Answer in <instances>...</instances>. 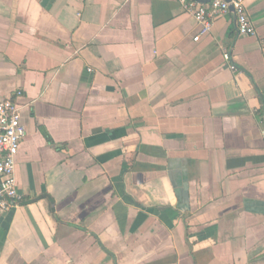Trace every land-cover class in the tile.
I'll return each mask as SVG.
<instances>
[{"label": "crops", "instance_id": "0c3cea01", "mask_svg": "<svg viewBox=\"0 0 264 264\" xmlns=\"http://www.w3.org/2000/svg\"><path fill=\"white\" fill-rule=\"evenodd\" d=\"M242 4L255 36L230 11L194 41L171 0H0L26 132L0 264H264V0Z\"/></svg>", "mask_w": 264, "mask_h": 264}, {"label": "built area", "instance_id": "2783aa9c", "mask_svg": "<svg viewBox=\"0 0 264 264\" xmlns=\"http://www.w3.org/2000/svg\"><path fill=\"white\" fill-rule=\"evenodd\" d=\"M171 1L178 3L192 17L198 28L194 41L210 33L213 19L226 15L231 10L235 16L237 34L250 37L256 35L254 26L246 15L242 0H211L207 4L196 0ZM223 57L229 62L226 53ZM229 68L236 71L233 65L229 64ZM19 96L20 93H17L16 97ZM25 135V128L20 118V107L10 97H0V213L7 212L20 199L14 172L19 147ZM261 136L264 139V129Z\"/></svg>", "mask_w": 264, "mask_h": 264}, {"label": "water", "instance_id": "95a60500", "mask_svg": "<svg viewBox=\"0 0 264 264\" xmlns=\"http://www.w3.org/2000/svg\"><path fill=\"white\" fill-rule=\"evenodd\" d=\"M196 1H198V0H196ZM210 1H211V0H208V1H202V0L200 1V0H199L198 2L204 4V3H208V2H210ZM231 11H232V10H231Z\"/></svg>", "mask_w": 264, "mask_h": 264}]
</instances>
